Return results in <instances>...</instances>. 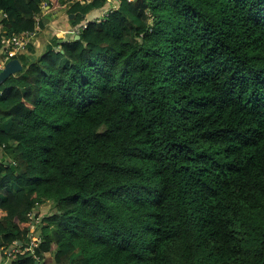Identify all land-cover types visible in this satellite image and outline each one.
Segmentation results:
<instances>
[{
  "label": "trees",
  "instance_id": "1",
  "mask_svg": "<svg viewBox=\"0 0 264 264\" xmlns=\"http://www.w3.org/2000/svg\"><path fill=\"white\" fill-rule=\"evenodd\" d=\"M42 3L77 32L0 86L2 255L264 264V0H0V60Z\"/></svg>",
  "mask_w": 264,
  "mask_h": 264
},
{
  "label": "crops",
  "instance_id": "2",
  "mask_svg": "<svg viewBox=\"0 0 264 264\" xmlns=\"http://www.w3.org/2000/svg\"><path fill=\"white\" fill-rule=\"evenodd\" d=\"M81 3H83V1H81ZM108 5L113 8L115 7L116 9L118 6V1L115 2V0H106V4L104 5L103 8L99 10H94L90 12L88 15H86L85 18L86 21H90V20L100 21L102 19V16L110 12V11H106L107 8H109ZM67 10L68 7L65 6L64 10L60 12H53V13L44 12L41 15V19L44 21V26L38 29L35 26V31L37 29L36 35L31 40H33L35 37L36 38L32 42L30 40L28 46L24 49L22 53V55L25 57L26 60L29 61L32 57L36 58L42 52L47 50L49 47L50 48L54 47L52 43L53 39L58 40L59 42H64L65 40L67 41L68 39L73 37L74 32H77V27L72 26L71 20H73V17L68 16ZM36 41H39L40 44H38ZM38 48H40L39 53L38 52L36 53ZM0 264H11L10 262L5 261L4 256L1 253V250H0Z\"/></svg>",
  "mask_w": 264,
  "mask_h": 264
},
{
  "label": "built area",
  "instance_id": "3",
  "mask_svg": "<svg viewBox=\"0 0 264 264\" xmlns=\"http://www.w3.org/2000/svg\"><path fill=\"white\" fill-rule=\"evenodd\" d=\"M118 0H115L117 2ZM42 8V13L46 12L48 10V4L47 3H42L41 4ZM39 18L36 19V22L38 23ZM36 28L38 29V25H36ZM36 29V31H37ZM35 32V31H34ZM34 32L31 34H23L20 36H14L11 39H3L2 40V46H3V51L1 52L3 54V59L0 60V71L2 70L4 64L10 60L15 58L17 55L21 54L24 49L27 47L29 44L30 40L33 38ZM38 242L34 241L32 238L28 241L27 247L25 251H31L33 252V249L37 247ZM19 250L16 249L15 247L10 248L5 252V261L6 262H13L15 259L16 255L18 254Z\"/></svg>",
  "mask_w": 264,
  "mask_h": 264
},
{
  "label": "water",
  "instance_id": "4",
  "mask_svg": "<svg viewBox=\"0 0 264 264\" xmlns=\"http://www.w3.org/2000/svg\"><path fill=\"white\" fill-rule=\"evenodd\" d=\"M70 17H73V16H70ZM78 38L79 37L77 36L76 39ZM22 70H23V66L18 59L13 58V59L8 60L4 64L2 70L0 71V86L4 83L6 79L22 72ZM11 169L14 170V166H11ZM35 264H38V262H35Z\"/></svg>",
  "mask_w": 264,
  "mask_h": 264
},
{
  "label": "rangeland",
  "instance_id": "5",
  "mask_svg": "<svg viewBox=\"0 0 264 264\" xmlns=\"http://www.w3.org/2000/svg\"><path fill=\"white\" fill-rule=\"evenodd\" d=\"M67 18V17H66ZM67 20V19H66ZM68 21V20H67ZM36 35V31L34 32V35H33V37ZM45 35V34H44ZM47 35V34H46ZM49 37V36H48ZM36 38V37H35ZM35 38L33 39V40H31V42L32 41H34L35 40ZM50 38V37H49ZM38 44H40V42L39 41H36ZM28 46V45H27ZM39 50H40V48H38L37 49V51H36V53L38 52L39 53ZM33 58V57H32ZM30 59L29 61L31 62V61H33L35 58H33V59Z\"/></svg>",
  "mask_w": 264,
  "mask_h": 264
}]
</instances>
